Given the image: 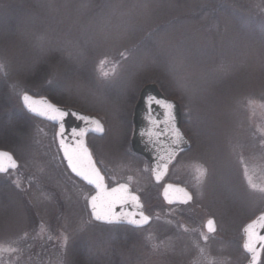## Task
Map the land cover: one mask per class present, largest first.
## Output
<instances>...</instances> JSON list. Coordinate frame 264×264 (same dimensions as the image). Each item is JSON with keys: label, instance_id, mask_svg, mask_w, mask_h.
Returning a JSON list of instances; mask_svg holds the SVG:
<instances>
[{"label": "rangeland", "instance_id": "374dc122", "mask_svg": "<svg viewBox=\"0 0 264 264\" xmlns=\"http://www.w3.org/2000/svg\"><path fill=\"white\" fill-rule=\"evenodd\" d=\"M263 3L0 0V149L19 163L0 174V264H72L78 243L100 264H245L242 228L264 212ZM155 80L178 98L192 142L166 178L190 190L187 205L165 204L131 149L134 105ZM25 92L105 123L88 145L110 186L141 196L148 226L91 218L93 189L65 165L56 127L25 111Z\"/></svg>", "mask_w": 264, "mask_h": 264}, {"label": "water", "instance_id": "95a60500", "mask_svg": "<svg viewBox=\"0 0 264 264\" xmlns=\"http://www.w3.org/2000/svg\"><path fill=\"white\" fill-rule=\"evenodd\" d=\"M24 94H27L34 101H36L37 103L35 104V107L39 109L45 108V104H51L55 108L60 109L66 114L63 116L62 119L54 120V119H49V115H55L54 113H49L48 115H39L37 113H34L30 111L29 108L25 105L23 101ZM156 101H164L170 103L173 105V107L171 109H168L163 104L157 103ZM21 103L25 111L30 115L40 119L47 120L48 122L56 126L57 144L67 168L74 177H76L84 184H86L87 186L93 189V193L88 198L87 206L91 218L95 222L101 224H107V225H111V224L125 225L131 228H143L150 224L151 217L146 213L140 195L137 192H135L132 189V187L126 182H120L112 186H109L108 183L106 182L105 175L102 173L101 169L99 168L98 164L96 163V160L92 155L91 150L87 145V137L89 135H95L101 137L105 134L106 131L105 125L98 116L84 112L75 107L55 104L46 96H35L28 92L22 94ZM82 116L90 117L94 120H98L100 124L103 126V131L102 132L96 131L95 130L96 125L92 124L90 120L85 121L83 119H80V117ZM132 121H133V131L130 139L131 149L133 150L134 153L142 156L148 161L150 165L153 181L156 184H161L166 179L169 173L170 165L175 161L177 156L180 153L190 150L192 147V143L190 139L187 137V135L185 134L182 128L181 105L177 100L166 96L163 93V91L160 89L158 84L154 82L146 83L139 91L138 98L133 109ZM61 125H63L62 133H61ZM82 129L85 130V134L83 137H80L78 135H73L74 130L78 133ZM174 129H178L183 137V139L178 143L176 142L177 137L175 135ZM61 140L64 141V146L61 145ZM81 140L83 141L84 146L87 147L89 153L91 154L92 161L94 162L96 168L99 170L100 175L104 178L103 189L98 190L95 187V185L89 184L83 178L77 176L68 166V161L65 158V154H64L65 147H67L69 150H72L78 146ZM0 152L10 153L12 158L16 162V167L14 169L9 168L7 172L17 169L19 163L17 159L14 157L13 153L5 149H0ZM7 163H8L7 160H5V166H7ZM165 164L167 165L166 169L163 167ZM7 172H3L0 174H5ZM157 174H160L159 180L156 178ZM120 185L127 186V191L130 196L138 197L139 207H137V203L133 202L131 199H128L125 202L117 201L112 207V212L116 215L133 214V218L135 219H140V213L142 212L144 216L148 217V221L146 223H143L141 225H134L129 223L127 219H123V218L119 221H114L112 223L95 219L93 215L92 206L90 203L91 198L93 196H96L99 192L100 195L107 200L109 198L108 194L112 192V189L119 188ZM168 185H172V188L168 189V198L166 199L165 189L168 188ZM184 193H187L191 197V199L187 200V202H184L185 200ZM161 197L164 200V202L168 205H187L192 203L193 201V194L186 186L173 182L164 183L161 190ZM169 199H171L172 201L171 203L169 202ZM261 216H264V212L258 214L255 218L250 220L242 229L243 249L249 256V259L245 264H252V254L244 248V244L248 240V234L246 232V229L249 224H252L253 222H257L255 227L256 236L253 237V241L256 244L257 248L259 249L260 245L264 244V241L259 240L260 236H264V226H261L262 224H264V221H260ZM209 220H212L214 222L215 231L217 230L216 221L214 218H210L206 221L205 229L209 233H214L215 231L210 232L208 230L207 225ZM262 252L263 250L260 251V256L257 261V264H260Z\"/></svg>", "mask_w": 264, "mask_h": 264}, {"label": "snow or ice", "instance_id": "6c2138e0", "mask_svg": "<svg viewBox=\"0 0 264 264\" xmlns=\"http://www.w3.org/2000/svg\"><path fill=\"white\" fill-rule=\"evenodd\" d=\"M23 101L25 105L29 108L30 111L37 113L39 115H48L49 113H54L55 115H49V119H62L63 116L66 114L63 111H61L58 108H55L51 104H45V108L39 109L35 107V104L37 103L34 101L30 96L27 94H24ZM157 103L163 104L168 109H171L173 107L172 104L164 102V101H156ZM80 119H83L85 121H91L92 124L96 125V131L102 132L103 126L100 124L98 120H94L90 117L82 116ZM175 135L177 137V143L180 142L183 137L178 129H174ZM63 132V125H61V133ZM85 134V130L82 129L78 133L74 130L73 135H78L80 137H83ZM61 145L64 146V141L61 140ZM65 158L68 161V166L71 168V170L77 175L83 178L85 181H87L89 184L95 185V187L100 190L103 189V177L100 175L99 170L96 168L94 162L92 161L91 154L89 153L86 146H84L83 141L81 140L78 144V146L72 150H69L67 147H65L64 150ZM5 160H7V166H5ZM16 162L12 158L10 153L7 152H0V173L7 172L9 168H15ZM165 169L167 165L165 164L163 166ZM200 174L203 175V171H200ZM158 180L160 179V174H157L156 177ZM250 186L253 188H256L255 184L251 183V179L249 178ZM172 185H168V188L165 189V197L168 198V189H171ZM261 191H264V188L260 189ZM182 191V190H181ZM119 194V195H116ZM109 195V198L106 200L104 199L100 193L96 196H93L91 198V206L93 210V215L96 220H102L106 221L108 223H112L114 221H119L122 218L127 219L129 223L134 225H141L143 223H146L148 221V217L144 216L143 213H140V219L133 218V214H121L116 215L112 212L113 205L117 202H125L128 199H131L133 202L137 203V207H139L138 203V197L136 196H130L127 191L126 185H120L119 188L112 189V192ZM185 200L184 202H187V200H190L191 197L184 193ZM169 202L171 203V199H169ZM260 221H264V216L260 217ZM257 222H253L252 224H249L247 226L246 232L248 234V240L244 244V248L252 254V264H257V261L260 256V251L264 250V244L260 245V248L258 249L256 244L253 241V237L256 236L255 227ZM208 230L210 232L215 231L214 222L212 220L208 221ZM261 226H264L262 224ZM207 239V237H205ZM260 241H264V236L259 237Z\"/></svg>", "mask_w": 264, "mask_h": 264}, {"label": "trees", "instance_id": "16d2710c", "mask_svg": "<svg viewBox=\"0 0 264 264\" xmlns=\"http://www.w3.org/2000/svg\"><path fill=\"white\" fill-rule=\"evenodd\" d=\"M262 7L264 8V3L262 5ZM260 19L256 20L254 23L255 26H253L254 32L256 33V35L260 38V40L264 41V9H262V14L259 16ZM254 25V24H253ZM156 83H158V85L161 87V89L164 91V93L169 96V97H175V99H178L175 95H170L166 92L165 87L159 82L156 81ZM52 101L61 104L60 102L56 101L52 96L47 95ZM5 133L4 136L9 139V134H7V131H4ZM103 226H117V227H122V228H128V229H133L124 225H103ZM72 260L74 262H72V264H100V262L96 261V259H94L93 257V253L90 249L89 246H86L84 244H76L75 246H73L72 250ZM102 264H107V263H102Z\"/></svg>", "mask_w": 264, "mask_h": 264}, {"label": "flooded vegetation", "instance_id": "af4514ba", "mask_svg": "<svg viewBox=\"0 0 264 264\" xmlns=\"http://www.w3.org/2000/svg\"><path fill=\"white\" fill-rule=\"evenodd\" d=\"M34 118H35V117H34ZM36 119H38V118H36ZM39 120H41V119H39ZM43 121H45V120H43ZM131 123H132V131H133V121H131ZM105 133H106V132H105ZM104 135H105V134H104ZM131 136H132V133H131ZM133 153H134V152H133ZM136 155H137V154H136ZM138 156H139V155H138ZM174 162H175V161H174ZM174 162H173V163H174ZM173 163H172V164H173ZM172 164L170 165V168H171ZM170 168H169V169H170ZM169 172H170V171H169ZM164 181H165V180H164Z\"/></svg>", "mask_w": 264, "mask_h": 264}]
</instances>
